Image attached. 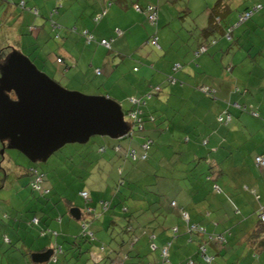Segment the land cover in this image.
<instances>
[{
  "label": "rangeland",
  "instance_id": "rangeland-1",
  "mask_svg": "<svg viewBox=\"0 0 264 264\" xmlns=\"http://www.w3.org/2000/svg\"><path fill=\"white\" fill-rule=\"evenodd\" d=\"M66 1L68 0H63L62 2ZM228 1L231 9L229 17L236 15L235 18H237L239 8H241L237 3L239 0ZM79 2L85 7L89 4L87 0H79ZM215 2L216 0H178L177 2L171 3L168 0H154V3L158 6L156 25L152 24V26H150V24L146 22L147 29H143L146 30V34L149 32V28L153 33H158L157 36L160 49H156L150 44H144L138 53H135L136 47L133 46L129 52L130 54L124 56L123 59L116 56L117 59H119L117 63H120L119 66L124 70L125 74H131L133 66L139 69L146 68L147 70V67L150 69V72H147L146 76H141V72H135L134 75L129 74V77H138L142 79L146 88L148 87L149 89V91L147 90L145 92L146 95L152 88L159 86V91L154 93L151 98L147 99L144 98L142 94H137L138 98L142 96V99L146 101V103L142 105V109L152 111L154 117L158 119L162 110L167 109L170 113L172 108H175L177 104L180 106L181 111L184 112L189 108V105L186 103H190V100L202 97L203 99L200 100L210 106L206 108L209 113L208 119H206L205 122H193L195 124L189 123L183 129V123L176 126L177 117L173 120L171 116L169 118L167 117L166 123H152L146 121L144 122V130L142 131H138L136 127H133V135L131 138L112 139L107 136L94 135L90 137L86 143L65 144L50 155L45 162H31L19 151L4 148L2 156L0 155V264H25L27 261L22 252H24L27 247L33 246L35 249L39 245H44L46 238H48H42V236L39 235V230L41 228L48 227L51 232L58 233L59 236L57 238L59 241H62L60 235L62 227L58 223L59 218L64 219L63 227H66L69 221L77 223V221L70 219L64 199L72 201L77 207L83 210V217L78 220L79 224L77 223L81 228V232L83 225H85L89 231L91 230L95 233L104 232L100 224L104 216L105 230L107 227L110 228L106 233L108 238L106 237L102 242L103 245H105V252L99 251L101 243L99 242L100 245H98L99 243L97 244V242H95V238L93 241L95 242L93 243V252H85L75 256H70L68 254L66 257L67 260L65 261L66 264H92V256L96 255L102 258L104 254L111 252V249L115 246L109 243H114V241L120 243L123 240L125 243L122 248L125 247L124 249H130L131 235L124 231L127 223L126 219L122 216L113 215L114 210H116L117 213H124L123 207L119 202V197H123L122 189H125V187L117 184L120 176L127 181V185L131 183L133 186V196H135V199H138L137 203L140 204V208H146L148 203L149 205L152 203V210L149 209V207L145 212L139 210L136 218L138 222L135 220L131 221L133 227L136 228L135 231L138 230L137 225L139 223L144 224V234L146 233V236L149 237L152 236V232L157 233L160 225H178L182 231L185 220L176 214L174 208H170V200L171 198H178V195H180L177 192L179 188L177 185L180 184L178 183L180 180L181 183L184 184V177L187 174H194L196 179L199 180L198 184L202 185H199V189L194 195L197 194V196H199L198 198H201L204 194L205 198L210 199L207 202L208 204L209 202L214 203V201L220 199L223 205L232 201V195H235L233 192H235L236 186L239 184L246 185L248 177L253 181L264 179V169H259L254 164V157L258 153L256 150L257 144L255 143L257 132L255 133L254 127H258V124L254 121L257 118L252 117V112H258L257 97L264 94V87H262L260 83L262 79L264 83V65H258V63H263L264 60H260L261 62L255 61L256 57H259V51H261L262 48L257 49L253 46V42H248L247 45L245 44L249 40L248 36L252 38V41L254 39L255 35L253 31H250L251 28H249V31L245 30L247 28L244 24L240 26V29L236 27L237 37L242 36L241 40L244 41L238 46L235 41L231 42L228 40V44L225 46V49H227V46H232L234 50H232L231 53L228 52L224 59H231L232 61L234 57L232 55L235 54L232 63L228 62L227 65L223 64L222 67L220 66L226 71V77L229 78L230 93H233L231 99L222 98L217 94L215 97H217L218 100L214 101L212 97L202 94L196 87V84H199V78L205 79L206 82H204V84L210 83L211 85L212 83L211 80H207V77L203 75L202 67L196 65L199 63L200 58H198L195 53L201 38V30L204 25H207L208 9ZM89 11H87V15H84V22L90 27L94 35L99 37V40L103 33L113 28V25L109 26L108 23V20L111 21L110 16L108 14L102 21L96 24L93 21V13ZM30 12L32 13V11ZM2 13L3 12H0V15H2ZM238 19H236L235 24L238 23ZM251 21L255 23L254 20H250V22ZM158 23L160 26L157 29ZM231 25H234V23ZM119 28L123 29L124 27L119 26ZM79 31L81 33V30ZM162 33L165 36L163 39ZM107 38H109V36H107ZM51 39L55 43L59 42L57 41L59 38L55 39L54 35H52ZM233 39L236 40V38ZM128 41H136L139 45L141 38L135 40L132 37L128 38ZM117 45H120V50L127 45V41L123 35L117 37L116 44H113L112 48L115 51L118 50L116 48ZM5 46L6 44L4 42L0 48ZM82 46L87 49L84 54V59L86 58L88 64L86 68L82 62H80V64L84 70H88L86 73L87 77H89V79L93 78L99 83L101 78L91 73V70L93 72V68L96 64L93 63L92 66H89L88 62L94 47H92V45L87 46L85 43H82ZM9 50L10 48L8 47L2 49L1 52L4 53L3 56H5ZM18 50L27 55V53H25L26 49L19 48ZM106 50L104 51L102 59L107 53ZM52 52L55 54L57 51L55 52L52 50ZM47 54L51 55V50L44 55L46 56ZM109 54L108 56L111 60L115 58L114 56L116 53L110 51ZM205 55H213L212 45L209 46L208 52L205 53ZM205 55L202 56L205 57ZM222 56L220 52L216 60L220 62ZM34 63L68 90L79 91L87 95H101V93L102 95H106L104 86H101L95 92H93L94 89H91L92 87L82 90L74 88L69 84V79L73 74L71 73V75H68L65 72V74L62 75L63 67L54 66L50 63L48 58L47 63L43 66L37 61ZM176 63L182 66L177 72L184 71V74L177 75V72H174L173 65H176ZM212 64L217 66L215 63ZM229 64L233 67L232 71L226 70ZM114 65L116 64L114 63ZM193 72L198 74L195 79L191 77ZM104 75L107 74L104 73L101 77H104ZM168 76L177 79V84L170 85L169 82L166 83ZM215 77L219 78V75ZM181 81L185 85L189 84L193 87L192 92L197 90L200 95H193L190 87L179 89ZM95 85L97 86L98 84ZM179 90H182V95ZM166 93H169V100L163 97L166 96ZM116 99H118L123 110H127L130 107V97H128L126 101L119 98ZM183 101L185 103H183ZM222 102L225 107L220 110V105L223 104ZM235 102L239 103L242 107L235 106ZM228 104L230 106L229 110L232 113V120L228 124L223 125L217 121V118L221 111H223V116L226 118L227 115L224 109L227 108ZM244 105H247L246 109L243 107ZM251 105L253 106V110ZM125 119L128 121L130 120L126 117ZM248 120L253 121L255 126H250L247 123ZM149 123L154 126L153 129L148 127ZM198 125L203 129V131L200 132L205 138L208 136L211 137L216 131L220 130L221 132L218 136L227 135V138H229L228 141L223 144L224 147H222L217 154L213 153L214 155L211 156H217L219 168L223 169L220 170L221 173L218 176L216 173L213 175V170H210L205 160L206 153L211 143L207 145V147L203 146L201 144V136H198V138H200L196 140L197 136L192 133L194 127ZM165 127H169L168 130H166ZM173 131L176 133L170 136V132ZM197 133L199 132H196V134ZM188 136L190 140L185 141V138ZM144 138L152 139L154 143L151 145L150 149L147 150V158L141 159L140 156L144 152L141 148V142ZM117 144L121 145L124 150L128 148V145L133 147L138 159L132 161L125 157L122 151L116 152L114 146ZM101 147H105V151H102L100 149ZM31 167H37L44 172L42 186L50 189L49 194L42 196L41 193L39 194V192L32 191L30 187L31 176L27 173L28 169ZM192 169H194L193 171H195V173H192ZM206 173L211 174L210 179ZM214 183H217L222 189L220 194L215 195L216 193H212L211 188ZM203 188L206 190V195L203 193ZM82 190L87 191L89 194V206H97V214H100L98 218L94 219L93 215L86 212L87 203L79 195ZM111 199L113 200L112 202H114L112 208L104 212L102 200ZM212 205L213 204H211V206ZM222 207L223 210L220 214H217V217H221L223 220L226 206ZM244 207L245 209L241 210L243 215L255 214L253 205L249 204ZM214 208L215 205L210 208L211 210L209 209V211H211V217H205L202 219L203 221H201L205 227L207 226L206 224L212 223L213 221L212 218L215 216ZM5 213L9 215V218L2 217ZM33 216L40 218L39 223L30 222ZM44 220H46L47 223H45ZM112 220L114 221V225L110 227L109 224ZM194 224L198 225L199 223ZM140 227H142V225H140ZM71 229H73V227H71ZM110 232L114 233V240L109 237ZM173 232L176 231L173 230ZM199 235L202 236L203 234ZM204 235L211 234L206 231ZM5 238H10L12 244H9ZM49 238H52V241L55 239L52 235ZM62 244H65L66 247L68 245L65 242ZM171 248L172 247L169 249L170 256ZM122 253L124 257L125 252ZM147 256L151 258L150 254ZM59 257L63 258L62 255H59ZM59 257L58 259L60 260ZM143 257H145V255ZM124 261L126 262L127 259H124ZM197 261L199 264H211V262L208 263L205 260H203V262ZM47 264H60V262H49ZM194 264L196 263L194 262Z\"/></svg>",
  "mask_w": 264,
  "mask_h": 264
},
{
  "label": "crops",
  "instance_id": "crops-1",
  "mask_svg": "<svg viewBox=\"0 0 264 264\" xmlns=\"http://www.w3.org/2000/svg\"><path fill=\"white\" fill-rule=\"evenodd\" d=\"M62 1L63 0H0V12H3L2 15H0V46H2L5 42V47H11L15 49H26V52H24L27 53V56H29V58H31L32 60L39 62L42 66L47 63L48 58L50 60V63L54 66L63 67L62 75L65 74V72L68 75H71V73L73 74L69 79V84L76 89L82 90L88 87H92L91 89H94L93 92H95L101 86H104L106 89V96L116 100L117 102L119 101L116 98L126 101L127 98L130 97V110L133 104L137 102V100L142 99V96L148 99L151 98L154 93L159 91V89H157V87L159 86H156L152 88V90H150V92L146 95L145 92L147 90L149 91V89L148 87L146 88V85H144L142 79L138 77H129L130 73L125 74L124 70L121 69L119 66L120 63H117L119 59H117L116 57L119 56L121 59H123L124 56L130 54L129 52L131 51L133 46L136 47L135 53H138L144 46V44H150L156 49H160V45L158 43L159 39L157 36L158 33H153L150 28L148 32L149 35L148 33H145L146 30H144L143 28L147 29L146 13L142 10H137L134 5L135 3H138L142 6H145L148 2H154V0H121L120 2H117V0H87L89 4L86 7L82 6L79 0H68L66 2ZM237 3L241 7L239 8L237 18H235L236 15H233L231 17L228 16L224 23V27H233L232 36L233 38H236V40L232 38L231 42L235 41V43L239 46L241 42L244 41L241 40L242 36L237 37L238 34L236 31V27L240 29V26L244 24L247 28L245 30L249 31V28H251L250 31H253L255 35L253 41L252 38L248 36L249 40L245 44L247 45L248 42H253L254 47H256L257 49L262 48V50L259 51V57H256L255 61L264 60V0H239L237 1ZM258 5L260 6L258 7ZM249 7L252 8L254 15H251V18L248 19L249 21L247 20L244 23L235 24L236 19L239 18V14L244 10H247ZM29 10L32 11V13ZM87 11L93 13V21L96 24L102 21L108 14L110 16L111 21L108 20V23L109 26L113 25V28H111L106 33H103L99 40V37L95 36L94 33L91 31L90 27L84 22V15L88 14ZM250 20H254L255 23H252V21L250 22ZM231 22L234 23V25H231ZM154 25H156V23ZM119 26H122L124 28L120 29ZM150 26H152V24H150ZM159 26L160 24L158 23L157 29ZM206 26L207 25H204L203 28H205ZM79 30H81V33ZM86 34L92 35L93 39L88 40ZM52 35H54L55 39L59 38V40L57 39V41L59 42L55 43L51 39ZM122 35L126 39L127 45L121 50L120 45H117L116 48L118 50L115 51L112 48L113 44H116L117 37ZM107 36H109V38H107ZM152 36L157 37L156 45L150 41ZM132 37L135 40L141 38L139 45L136 41H128V38ZM163 37L165 36L162 33V39ZM103 38L110 41V48L99 43V41ZM206 40L207 42H213L215 40V43H212L213 55H205V53L208 52L209 47H207V50L204 52H199L197 50L195 55L200 58V61L196 65L202 67L203 75L207 77V80H211L212 83L211 85L210 83L204 84V82H206L205 79L203 80L199 78V84H196L197 90H199L204 95L212 97L214 101L218 100L217 97H215V95L217 94H219V96H221L222 98H228V100H230L233 93H230L231 90L229 86V78L226 77V71L223 70V68L221 67L223 64L227 65L228 62L232 63L234 61L235 54L232 55L234 56L232 58V61L231 59H224L226 54H228V52L231 53L234 48L232 46H227V49H225V46L228 44V40H226L222 36H219L218 34H215L213 36L209 35L206 38H203L201 35L198 48L199 45L205 43ZM82 43H85V45L87 46L92 45V47H94L93 52L91 51L92 55L89 58L88 62L89 66H92L93 63L96 64L93 68V72L91 70V73L92 75L101 78L99 83H97V81H95V79L93 78L89 79L86 74L88 70L85 69V71L80 64V62H82L85 68L88 64L86 62V58L84 59V54L87 49L82 46ZM5 47L0 48V58L4 55L1 50ZM49 50H51V55H49V53L45 56L44 54L49 52ZM52 50L57 52L53 54ZM105 50L107 51V53L103 60L102 57L104 55ZM110 51L116 53V55L114 56L115 58H113L112 60L108 56L110 55ZM220 52L223 56L222 59L220 58L219 62L216 59ZM202 55H205V57ZM57 57H61L62 62H57ZM114 63L116 65H114ZM212 63H215L217 66H214ZM178 64L176 63V65ZM260 64L264 65V62L258 63L259 66ZM181 68L182 66L180 65L176 69H173L172 67L174 72L179 71ZM232 69L233 67L230 64L226 67L227 71H232ZM97 70H99V73H97ZM135 72H141V76H146V73L150 72V69L148 67L147 70L146 68L139 69L136 66H133L131 74L134 75ZM104 73L107 75L101 77ZM179 74H184V71L177 72V75ZM197 75V73L193 72L191 77L195 79ZM216 75H219V78L215 77ZM167 79L168 80H166V83L169 82L170 85H176L178 82L177 79L173 77L168 76ZM94 83L98 85L96 86ZM260 83L262 84L261 86L264 87L263 79L260 80ZM180 84L181 86H179V89H183V87H190L191 92L193 91V87H191L189 84L185 85L182 81L180 82ZM205 88H209L210 90H212V94L205 93ZM197 90L192 92L193 95H200L198 94L199 92ZM179 92L182 95V90H179ZM137 94H142V96H140L141 98H138ZM168 95L169 93H166V96L163 97H166L169 100ZM257 98L258 112H252V117L257 118L254 121L258 124V127L255 126V123L253 121L248 120L247 123L252 127L255 126V133L257 132V135L255 137V143L257 144L256 150L258 151V153L255 155V157H264V94L259 95ZM200 99L203 98L198 97L197 99L190 100V103H186L187 105H189V108H187L184 112L181 111L180 106H178L177 104L175 105V108L171 107L172 111L170 113L167 109H164L161 111L160 115L158 116V119L154 117L152 111L144 109L143 111L145 115L151 114V117L148 121L152 123H166L167 117L169 118L171 116L172 120L177 117L178 120L176 126H179L180 123H183L184 129L189 123L195 124L197 122H205L206 119H208L207 117L209 112L206 108L210 106L206 103H203ZM183 103L185 102L183 101ZM234 104L235 106L242 107L239 103L235 102ZM220 106V110L225 107L224 103ZM243 107H245L246 109L247 105H244ZM251 107L253 110L252 105ZM229 109L230 106L228 104L227 108L224 109V111L226 115L228 114L230 116L229 119L224 118L223 111L218 114L217 121L219 123L226 125L232 120V113ZM130 110L129 112H131ZM219 117H223V120L220 121ZM129 122L133 124V120L130 119ZM133 127L131 129H133ZM148 127L150 129L154 128L151 123H149ZM168 128L169 127H165L166 130H168ZM200 131H203V129L198 125L194 127V131L192 133L197 136L196 140H199L200 137L198 138V136H201V144L203 146L207 147V145L211 143L210 147L208 148V152L206 153L207 155L205 157V160L208 163L210 170H213V175L216 173L218 176L221 173L220 170L223 169L219 168L216 158L217 156H211L214 155L213 153L217 154L221 150V148L224 147L223 144H225L229 138H227V135L218 136L221 130L216 131V133L213 132L215 134H213L211 137L208 136L206 138L201 134ZM196 132L199 133L196 134ZM174 133L176 132H170V136H173ZM149 138L142 139L141 148L144 151L142 155H145V157L142 159L147 158V150H149L151 145L154 143L153 140ZM189 140V136L185 138V141ZM143 144H147V147H143ZM128 148H131V150H133L136 154V151L133 147L128 145ZM122 150L124 149L122 148ZM255 157V166L259 169H264V166L259 165L255 162ZM134 160L132 159V161ZM193 170L194 169H192V171ZM119 172L121 174L120 170ZM192 173H195V171H193ZM187 175V177H184V184L181 183V180L178 182L180 183L177 185V187H179L177 189V192L180 194L178 195V198H171L170 200V208H174L177 215L182 218H184L183 214H186L188 216V221L184 218L185 224L183 226L182 231L180 230V227L178 225H160L157 233L152 232V236L150 235L151 237H149L146 236V233L144 234V224L139 223L140 225H142V227H140V225L138 224L137 231H135L136 228L133 227L132 224H130L129 226L126 225L127 227L125 226L124 230L127 229L128 233H130L131 235L130 249H124L125 247L122 248L125 243L123 240L120 243L114 241V243L112 242L109 244H112L115 247L111 249V252L104 254L102 258L94 254L97 258L95 260L92 259V264H189L190 260L194 261L196 264H199L197 260L201 262H203L204 260L201 257V254L199 255L200 252H198L199 243L202 238L205 239L206 235L200 236L199 234L188 231L187 225L189 223H199V225L205 228V230L209 234H223L226 237V241L223 244H216L214 242L208 244L206 253L210 256H213L211 264H264V226L259 222L258 218L259 210H264V179H257L253 181L247 176V184L245 182H242L246 185L239 184L238 186H236L235 192H233L235 193V195H232V201L228 202L230 204L227 203L226 205H223L220 199L214 201V203L209 202L208 204L207 202L210 199L205 198L204 194L201 198H198L199 196H197V194L194 195L198 191L199 185L201 184H198L199 180L196 179V176H194V174ZM206 175L210 179L211 174L206 173ZM162 181L165 184L163 179ZM121 184H123V182ZM131 188H133V186L130 183L127 188L122 189L123 197H119V202L123 207V211L125 210V204L128 207V210L124 213H117V211L114 210L113 215H118L119 217H121V215H128V219L130 220V222L133 220L138 222V220L136 219L137 212L139 210H143L145 212L148 210V207L152 210V203L150 205L148 203L146 205V208H140V204L137 203L138 199H135V196H133L134 191L131 190ZM204 188L203 193H205L206 195V190H204ZM211 190L212 193H216L215 195L220 194L222 192V189L217 183H214L212 185ZM112 201V199L108 200L109 208L106 209L107 211L112 208L114 204V202ZM64 202L66 205V210L69 213L70 219H73L78 223V220L83 217V210L77 207L70 200L64 199ZM172 202H175V204L172 205ZM88 203L86 212L90 215H93L94 219L98 218L100 214H97V206H89ZM211 204L213 205L211 206ZM249 204L253 205L255 214L243 215L241 210L245 209L244 206H248ZM214 205L215 216L212 218L213 221L212 223L206 224L207 226L205 227L201 223V221H203L202 219H204L205 217H211V211H209V209L211 207H214ZM222 206H226L225 213L223 214V220L221 219V217H217V214H220L223 210ZM73 208L76 209L75 213L78 217L72 215L71 210ZM103 210L105 209L103 208ZM6 218H9L8 214ZM63 221L64 219L59 218L58 223L62 227V231L60 234L62 237V241L58 240V233L51 234L47 231L46 234L42 236V238L48 237L46 238L44 245H39L35 249L33 246L27 247L25 251L22 252L24 258H26L27 261L25 264H47L49 262H60V264H66L65 261L67 260L66 257L68 254L70 256H75L77 254L85 252H93V243L95 242H97V244L99 242L101 243V245L103 246L102 252L106 251L105 245H103L102 242L106 239V237L108 238L106 233L109 231L110 228L107 227V229L105 230V216L104 219H102V221L100 222L102 230L104 232L95 233L94 231H92L94 239L96 238L95 242H93L94 240L87 241L77 237L81 233V228L78 225L79 223L77 224L76 222L69 221L67 223V226L63 227ZM44 222L47 223L46 220H44ZM113 225L114 221L112 220L109 226L111 227ZM71 227H73V229H71ZM47 230H49L48 227ZM173 230L176 232H173ZM51 235L52 237H55L54 241H52V238H49ZM109 237L114 240V233L110 232ZM8 241L9 244H12L10 238ZM63 242L68 244L67 247L65 244H62ZM100 243L98 245H100ZM58 244L61 245L62 248V252L59 255H62L63 258H60L58 256L60 260L58 259L56 262L50 261V258L46 262H35L32 260L31 256L33 253H41L48 249L53 250V248ZM167 244V261L163 262L161 258L160 249H163L165 246H167ZM170 247H172L170 251L171 256L169 255ZM122 252H125L124 257L122 256ZM148 254L151 255V258L147 256ZM144 255L145 257H143ZM121 256L123 257V259ZM124 259H127V261L125 262Z\"/></svg>",
  "mask_w": 264,
  "mask_h": 264
},
{
  "label": "water",
  "instance_id": "water-1",
  "mask_svg": "<svg viewBox=\"0 0 264 264\" xmlns=\"http://www.w3.org/2000/svg\"><path fill=\"white\" fill-rule=\"evenodd\" d=\"M125 117L116 100L64 88L18 49L10 47L0 60L1 156L8 148L45 162L65 144L86 143L94 135L122 139L133 127ZM52 253L31 257L46 262Z\"/></svg>",
  "mask_w": 264,
  "mask_h": 264
},
{
  "label": "trees",
  "instance_id": "trees-1",
  "mask_svg": "<svg viewBox=\"0 0 264 264\" xmlns=\"http://www.w3.org/2000/svg\"><path fill=\"white\" fill-rule=\"evenodd\" d=\"M121 0H117V2H120ZM169 2H171V3H174V2H177L178 0H168ZM134 5H137L139 8H140V10H142V11H145L144 9L146 8V6H148V5H154V6H156L157 7V9H158V6H157V4L156 3H154V2H148L145 6H142V5H140V4H138V3H135ZM247 10H252V8L251 7H249ZM244 11H246V10H244ZM230 13H231V9H230V3H229V1L228 0H216V2L209 8V13H208V22H207V26L205 27V28H203L202 30H201V35H202V37L203 38H206L207 36H209V35H215V34H218L219 36H222L223 38H225L226 40H229V41H231L232 40V38H233V36H232V31L230 32V37L228 38L227 37V29L229 28V27H224V23H225V21H226V19H227V17L230 15ZM242 13V12H241ZM251 18V17H250ZM146 20H147V17H146ZM247 21V20H246ZM245 21V22H246ZM148 22V21H147ZM242 23H244V22H242ZM206 42H207V40H206ZM203 43V44H200L199 45V48L201 47V46H204L205 48H206V50H207V47H209L210 45H212V43L214 44L215 43V40L213 41V42H211V41H208L207 43ZM199 48L197 49L198 51H199ZM205 50V51H206ZM200 52V51H199ZM204 52V51H203ZM3 56H1V58H2ZM0 58V59H1ZM31 59V58H30ZM32 60V59H31ZM33 62H35L34 60H32ZM37 66V65H36ZM38 67V66H37ZM178 67H179V64H178ZM40 70H43V69H41L40 67H38ZM177 67H176V65L174 66V69H176ZM157 89H159V87H157ZM205 93H207L206 91H205ZM208 94H212V93H208ZM141 104H145V100L144 99H140V100H137V102L136 103H134L133 104V106L131 107V110H130V108L129 109H127V110H125V113H126V117L128 116V112H129V110L131 111V112H135V111H137V110H140V113H138L137 114V117L138 118H140V120L139 121H133V126H135L136 128H137V130L138 131H142V130H144V122H146V121H148L149 120V118L151 117V114H147V115H145L144 114V111H143V109H142V105ZM132 135H133V129L131 130V132L126 136L127 138H131L132 137ZM117 146H119V149H117L116 147ZM102 151H105V147H101L100 148ZM114 149H115V151L116 152H118V151H122L123 152V154H126L127 152H129V151H131V148H128V149H126V150H122V146L121 145H119V144H117V145H115L114 146ZM124 151H125V153H124ZM125 157H128V158H130L129 156H127V155H124ZM140 158L142 159V157L140 156ZM131 159V158H130ZM138 159V156L136 155V158H135V160H137ZM132 160V159H131ZM134 160V161H135ZM43 172V171H42ZM28 173V172H27ZM44 173V172H43ZM29 174V173H28ZM44 181V180H43ZM123 182V184H121ZM125 182H127L126 180H124V178L122 177V176H120L119 177V179H118V181H117V184L118 185H121V186H124L125 188H127L128 187V185H127V183H125ZM43 187V186H42ZM43 189H45V190H47V191H33V192H39V194L41 193V195L42 196H45V195H47V194H49L50 193V189L49 188H44L43 187ZM131 190H133L134 191V188H131ZM116 191H117V188H116ZM81 192H87V191H85V190H82V191H80V193H79V195L86 201V203H88V201L90 200V198H89V196H88V198L87 199H85L82 195H81ZM88 193V192H87ZM116 193V192H115ZM117 193H118V191H117ZM117 193H116V195H117ZM89 195V194H88ZM104 203H108V200H103V202H102V206H103V208H104ZM109 204V203H108ZM109 208V206L108 207H106V208H104L105 210H104V212H106L107 210L106 209H108ZM125 210H124V212H126L127 210H128V207L126 206V204H125V208H124ZM100 216V215H99ZM98 216V217H99ZM123 218H125L126 219V225H130L131 224V222H130V220L128 219V215H121ZM7 217V214L5 213L4 215H3V218H6ZM34 218H36L37 219V222L36 223H39V220H40V218L39 217H37V216H33V218H32V220L30 219V222L31 223H34L33 222V219ZM42 219H43V217H42ZM259 222L264 226V221H261L260 219H259ZM199 225V224H198ZM199 226H201V225H199ZM127 227V226H126ZM202 227V226H201ZM50 232L51 234L52 233H56V232H51L50 230H47V228H41L40 230H39V235L40 236H43L44 234H46V232ZM124 231H126V232H128L127 231V229H125ZM89 232V233H88ZM212 235H214V234H212ZM78 238H80V239H84V240H87V241H93L94 240V236H93V233H92V231H89L87 228H86V226H85V229L83 228V230H82V232L77 236ZM225 237V236H224ZM225 239H226V237H225ZM5 240L7 241V242H9L8 240L9 239H6L5 238ZM213 243V241H208V240H205L204 238H202V240L200 241V243H199V245L201 244V245H204L205 247H206V251H207V247H208V244L209 243ZM168 245V244H167ZM58 247H60V248H58ZM54 248H56V256H55V258L54 259H51L50 261H53V262H56L57 260H58V256H59V254L62 252V248H61V245H57V246H55ZM99 250L102 252L103 251V246L102 245H100L99 246ZM161 250L162 249H160V253H161ZM207 254V253H206ZM207 255H209V254H207ZM97 257H95V256H92V259L93 260H95ZM213 260V259H212ZM181 264H184V263H181Z\"/></svg>",
  "mask_w": 264,
  "mask_h": 264
},
{
  "label": "built area",
  "instance_id": "built-area-1",
  "mask_svg": "<svg viewBox=\"0 0 264 264\" xmlns=\"http://www.w3.org/2000/svg\"><path fill=\"white\" fill-rule=\"evenodd\" d=\"M259 6L260 5H258V7ZM135 8L137 10H140V8L137 5H135ZM144 10H145L144 12L146 13L147 21L150 24H155V22L157 20V17H158V9H157V7L154 6V5H148V6H146V8ZM252 14H253V10H246V11H243L242 13H240L239 14V19H238V24L248 20L251 17ZM232 29H233L232 26L227 29V37L228 38L230 37L229 34L232 31ZM86 36H87L88 40L93 39V36L90 35V34H86ZM150 41L153 44L156 45L157 44V42H156L157 41V37L156 36H154V37L152 36ZM99 43L104 45V46H106V47H108V48H110V41L109 40H106V39L103 38V39H101L99 41ZM205 50H206V48L204 46H201L199 48L200 52H203ZM56 61L60 63V62H62V58L61 57H57ZM176 67H178V65H176ZM97 73H99V70H97ZM205 91L207 93H212L211 92L212 90H210L209 88H205ZM138 113H140V110H137L135 112H129L127 117L129 119L133 120V121H136V120L139 121L140 118L137 117ZM229 117L230 116L227 114L226 118L229 119ZM219 120L222 121L223 117H219ZM143 147H147V144H143ZM116 148L119 149V146H117ZM126 155L129 156L133 160L136 158V154H135V152L133 150L127 152ZM144 157H145V155H142V158H144ZM255 162L257 164H259V165L264 166V157L263 156H256L255 157ZM28 173L31 176L30 187H31V189L33 191H42V190L43 191H47V190L43 189V187H42V182H43V179H44V173L40 169H38L37 167H31V168L28 169ZM81 195L85 199H87L88 196H89L87 192H81ZM174 204H175V202H172V205H174ZM108 206H109L108 203H104V208H106ZM183 215H184V218L188 221V216L186 214H183ZM258 218L261 221H264V210L263 209L259 210ZM33 222L36 223L37 219L34 218ZM83 228L85 229V225L83 226ZM187 229L190 232H196V233L203 234V235H204V233H206L205 228H203V227H201L199 225L193 224V223H189L187 225ZM205 240L213 241L216 244H223L226 241V239H225L223 234L206 235ZM167 247H168V245L165 246L161 250V258H162L163 262L167 261V259H166L167 258ZM58 248H60V247H58ZM199 252H200L201 256L203 257V259L206 262L210 263L211 260L213 259V256H210V255L206 254V247L204 245H201V244L199 245ZM55 256H56V248H53V253H52L50 258L54 259ZM189 264H194V261L190 260Z\"/></svg>",
  "mask_w": 264,
  "mask_h": 264
},
{
  "label": "clouds",
  "instance_id": "clouds-1",
  "mask_svg": "<svg viewBox=\"0 0 264 264\" xmlns=\"http://www.w3.org/2000/svg\"><path fill=\"white\" fill-rule=\"evenodd\" d=\"M127 118V117H126Z\"/></svg>",
  "mask_w": 264,
  "mask_h": 264
}]
</instances>
